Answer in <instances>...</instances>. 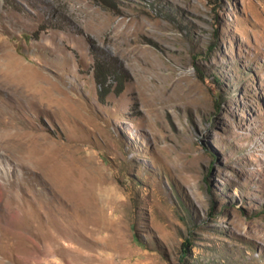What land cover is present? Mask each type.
<instances>
[{"label":"rangeland","instance_id":"374dc122","mask_svg":"<svg viewBox=\"0 0 264 264\" xmlns=\"http://www.w3.org/2000/svg\"><path fill=\"white\" fill-rule=\"evenodd\" d=\"M0 264H264V0H0Z\"/></svg>","mask_w":264,"mask_h":264},{"label":"trees","instance_id":"16d2710c","mask_svg":"<svg viewBox=\"0 0 264 264\" xmlns=\"http://www.w3.org/2000/svg\"><path fill=\"white\" fill-rule=\"evenodd\" d=\"M92 68H93V79H94V82L96 83V85L98 86L97 96L103 97L108 92V88H107L108 86H107L106 80L110 76H113L112 69L110 67V63L104 57L95 56V58L93 60V67ZM214 81L216 82L217 80H214ZM187 241L188 240H186V239L183 240V242H182L183 248L186 247ZM181 252H182V254L185 253L184 250H181Z\"/></svg>","mask_w":264,"mask_h":264},{"label":"bare ground","instance_id":"6f19581e","mask_svg":"<svg viewBox=\"0 0 264 264\" xmlns=\"http://www.w3.org/2000/svg\"><path fill=\"white\" fill-rule=\"evenodd\" d=\"M19 143H20V142H19ZM19 143L16 144V145L19 146V145H20ZM20 146H21V145H20ZM14 147H16V146H14ZM22 147H24V146H22ZM26 147H27V146H26ZM30 150H31V148H30V149H29V148L27 149L26 154H27L28 156H31L32 154H34L33 151H32V150L30 151ZM36 152H37V151H36ZM36 155H37V154H36ZM43 157H44V156H43ZM29 158H30V157H29ZM43 159H44V158H43ZM49 167H50V166H49ZM46 168H47V167H46ZM43 170H44V169H43Z\"/></svg>","mask_w":264,"mask_h":264}]
</instances>
